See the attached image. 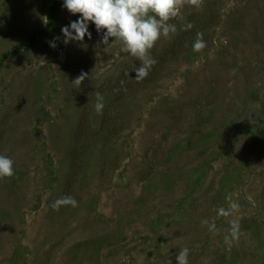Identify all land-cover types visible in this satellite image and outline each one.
I'll use <instances>...</instances> for the list:
<instances>
[{
	"label": "rangeland",
	"instance_id": "obj_1",
	"mask_svg": "<svg viewBox=\"0 0 264 264\" xmlns=\"http://www.w3.org/2000/svg\"><path fill=\"white\" fill-rule=\"evenodd\" d=\"M63 4L0 0V155L14 162L0 179V264H177L185 247L189 264H264V0L185 5L150 55L188 23H204L206 47L124 92L140 61L91 22V39L63 43L80 18ZM64 196L77 206L53 209Z\"/></svg>",
	"mask_w": 264,
	"mask_h": 264
},
{
	"label": "clouds",
	"instance_id": "obj_2",
	"mask_svg": "<svg viewBox=\"0 0 264 264\" xmlns=\"http://www.w3.org/2000/svg\"><path fill=\"white\" fill-rule=\"evenodd\" d=\"M203 0H64L65 7L71 14H79V19L69 26L62 28L63 43L70 41L83 42L87 35L91 39L88 30L89 22L95 25L99 33L103 30L101 43L109 45V38L113 43H119L123 50L140 61V65L134 67L135 79L140 81L146 78L149 70L155 65L156 60L150 55L151 50L161 37L169 38L177 32L175 24L169 23L180 15L185 5L200 8ZM193 27L191 23L184 26V30ZM74 33V34H73ZM58 39V38H57ZM55 48V43H50ZM206 47L203 33L197 32L192 49L195 52L202 51ZM88 77L87 73H81L72 82L79 87ZM95 111L103 113L104 97L97 92ZM13 160L5 155H0V179L14 175ZM77 206V201L71 196L60 197L52 204L53 209L59 210L61 206ZM238 210V205L232 204L228 210L220 207L217 210L218 217H229ZM203 226L209 231H216L215 222L209 223L203 220ZM240 235L239 221H230V236L238 240ZM227 239V238H226ZM189 249H181L176 256L177 264H189Z\"/></svg>",
	"mask_w": 264,
	"mask_h": 264
},
{
	"label": "trees",
	"instance_id": "obj_3",
	"mask_svg": "<svg viewBox=\"0 0 264 264\" xmlns=\"http://www.w3.org/2000/svg\"><path fill=\"white\" fill-rule=\"evenodd\" d=\"M59 5V2H54L51 8V12H53L56 7ZM52 15V13H51ZM52 18V16H51ZM55 21V20H54ZM204 23H199V28H195L193 25V27L189 30H186V34L184 35L183 38H180V40H178V42H176V40H173L171 42V44L166 47L165 49H163V51L155 56V60L156 63L154 66H152V68L149 70V74L146 78H144L143 80H136L135 76L136 73L135 71L132 70H128L129 68H125L122 74V80L119 81V83L121 84V90L124 91H132L136 86L139 85V83H151L153 81H155L157 79V77L159 76V66L161 64H163L165 61L168 60L169 58L172 57H176V55L180 52H183L186 49L191 48L192 49V45L193 42L196 39V34L197 32H201L204 31V29L206 28V26L203 25ZM131 69V68H130ZM116 85V84H115ZM112 88L115 89V91H119L117 89L118 84Z\"/></svg>",
	"mask_w": 264,
	"mask_h": 264
}]
</instances>
